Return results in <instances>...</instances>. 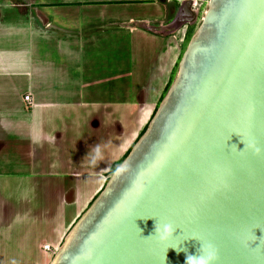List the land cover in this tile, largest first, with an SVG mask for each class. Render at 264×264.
Wrapping results in <instances>:
<instances>
[{"label":"water","instance_id":"obj_1","mask_svg":"<svg viewBox=\"0 0 264 264\" xmlns=\"http://www.w3.org/2000/svg\"><path fill=\"white\" fill-rule=\"evenodd\" d=\"M49 264H264V0H208L145 131Z\"/></svg>","mask_w":264,"mask_h":264},{"label":"crops","instance_id":"obj_2","mask_svg":"<svg viewBox=\"0 0 264 264\" xmlns=\"http://www.w3.org/2000/svg\"><path fill=\"white\" fill-rule=\"evenodd\" d=\"M169 3L0 0V264H32L41 233L30 229L17 237V224L26 220V210H33L23 205L31 196L26 191L34 178L61 177L58 171H47L53 162L47 152L42 157L31 148L57 144L64 115L73 116L82 130L95 129L96 100L127 98L143 82L151 83L157 99L164 91L186 33L168 19ZM179 14L181 9L173 18ZM24 96L32 100L29 111ZM150 115L139 113L140 128ZM17 148L24 159L46 163V170L18 168ZM102 184L89 185L86 196L68 206L71 215H63L54 234L42 241L58 248Z\"/></svg>","mask_w":264,"mask_h":264},{"label":"rangeland","instance_id":"obj_3","mask_svg":"<svg viewBox=\"0 0 264 264\" xmlns=\"http://www.w3.org/2000/svg\"><path fill=\"white\" fill-rule=\"evenodd\" d=\"M160 1L164 4L167 1L170 2L169 5L166 4L172 16L168 19L170 21L172 20L173 27L176 28V18L173 17L179 9L184 7V0ZM207 2L208 0H192L190 9L194 13L191 16H182L183 21H185L182 29L186 33H184L185 38L180 52L181 54L190 37L199 26ZM192 18L193 20L188 22ZM176 69L177 64L165 85L164 91L160 92L158 99L154 96L156 91L154 88L152 91L151 83L143 82L137 87L139 91L137 93L134 92L132 96L127 98L96 100V113L92 115L96 118L95 129L82 130V124H79L76 120H71L73 116L64 115V124L58 125L62 130L55 135L59 139L58 143L54 142L57 144L53 145V147L42 148V150L29 146L25 147L26 150L27 148H31L33 152L36 150L37 153L41 151L40 154H42V157L47 152L49 155L48 158L53 161L47 171L49 169L58 171L61 176L54 178H34L31 180V188L26 191L31 192V196L26 197L23 205L30 204L33 210H26V220H23L20 225L17 224V237L19 239L30 229L41 233L40 241L37 242L38 245L35 247V253L32 255V264L50 263L53 257L51 254L54 249L50 244L43 242L42 239L44 237H51L54 234L53 230L56 228V225L63 222L60 220L63 215H66L65 217L71 215L73 209L68 206L76 203L77 199L81 200L85 197L89 185L95 183L97 187L102 182V185H105L108 178L126 157L148 124L146 123L140 128L139 113L142 112V114H145L149 111L151 112L150 118L153 116L166 92L165 90H167L166 87L172 82L175 76ZM151 93H153V97L146 98ZM27 97L29 101L24 103L25 110L29 111L32 107V100L29 96ZM75 119H78V117L76 116ZM135 136L136 138H134ZM125 144L129 146L124 151L126 148ZM23 154L25 153L21 151V148H17L18 168L22 166L23 169V165L27 167L31 166L32 171L37 173L41 170H46V163H35L30 161V159H24ZM35 156H32V159H35ZM103 186L90 198L87 207L96 198ZM61 189L63 190L62 194L60 193ZM39 192L41 193L39 194ZM79 192L81 194H77ZM79 204L81 203L79 202ZM70 228L71 226L66 233ZM45 246H48L50 250L44 251ZM24 264H27V262H24Z\"/></svg>","mask_w":264,"mask_h":264},{"label":"flooded vegetation","instance_id":"obj_4","mask_svg":"<svg viewBox=\"0 0 264 264\" xmlns=\"http://www.w3.org/2000/svg\"><path fill=\"white\" fill-rule=\"evenodd\" d=\"M181 11H182V14H179L180 16H178V18H179L180 21H183V19H182V16H183V15L191 16V15L188 13L189 11L186 10L184 7L181 8ZM185 12H186V13H185Z\"/></svg>","mask_w":264,"mask_h":264},{"label":"built area","instance_id":"obj_5","mask_svg":"<svg viewBox=\"0 0 264 264\" xmlns=\"http://www.w3.org/2000/svg\"><path fill=\"white\" fill-rule=\"evenodd\" d=\"M193 11V10H192ZM29 101V98L26 96L25 98H24V102H28ZM54 249V251L52 252V254L51 255H54V253L56 252V250H57V248H53ZM50 249H49V247L48 246H45L44 247V251H49Z\"/></svg>","mask_w":264,"mask_h":264},{"label":"trees","instance_id":"obj_6","mask_svg":"<svg viewBox=\"0 0 264 264\" xmlns=\"http://www.w3.org/2000/svg\"><path fill=\"white\" fill-rule=\"evenodd\" d=\"M170 85V84H169ZM169 85L166 87L167 89H168V87H169ZM166 91V90H165ZM146 128V127H145ZM145 128H144V130L142 131V133L145 131ZM141 133V134H142ZM141 134H140V136H141ZM128 154V153H127Z\"/></svg>","mask_w":264,"mask_h":264},{"label":"bare ground","instance_id":"obj_7","mask_svg":"<svg viewBox=\"0 0 264 264\" xmlns=\"http://www.w3.org/2000/svg\"><path fill=\"white\" fill-rule=\"evenodd\" d=\"M58 248H59V247H58ZM58 248H57V249H58Z\"/></svg>","mask_w":264,"mask_h":264}]
</instances>
